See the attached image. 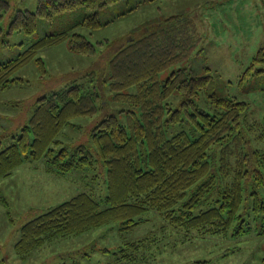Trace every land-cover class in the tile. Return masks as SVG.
<instances>
[{"label":"trees","instance_id":"1","mask_svg":"<svg viewBox=\"0 0 264 264\" xmlns=\"http://www.w3.org/2000/svg\"><path fill=\"white\" fill-rule=\"evenodd\" d=\"M120 1L37 0L33 11L0 0V45H7L4 38L14 33L33 35L39 19L79 7L93 13L74 27L97 30L103 25L100 11ZM145 2L134 0L119 16ZM146 29L142 37L133 34L121 45L106 41L111 55L105 67L45 93L28 122L3 137L7 144L0 140L5 145L0 151V180L24 163L44 160L61 175L84 173L93 186L21 227L15 244L21 259L57 239L110 224H119L118 231L128 234L153 213L168 227L203 237L240 238L251 231L247 220L255 219L264 236V149L253 142L264 141V119L248 121V103L209 93L211 76L189 71L186 65L203 50L193 19L170 16ZM63 42L81 56L97 55L96 45L83 33L46 35L19 49L14 58L0 60V91L28 84L23 71L32 63L46 73L41 53ZM256 60L264 61L263 50ZM106 92L119 104L117 111H106ZM202 94L209 99L207 109L199 103ZM96 117L100 120L88 142L66 134L68 128L80 133L78 120ZM98 165L106 187L100 197L93 185L99 180ZM131 248L138 250L139 244L125 243L119 249Z\"/></svg>","mask_w":264,"mask_h":264},{"label":"rangeland","instance_id":"2","mask_svg":"<svg viewBox=\"0 0 264 264\" xmlns=\"http://www.w3.org/2000/svg\"><path fill=\"white\" fill-rule=\"evenodd\" d=\"M150 1L124 16L119 14L132 8L134 0H121L101 10L99 17L103 25L97 30L74 27L84 16L93 13L79 7L52 19H39L33 35L6 36L7 45H0L2 61L14 58L19 49L46 35L67 30L87 35L96 45L97 55L76 54L67 42L43 51L41 58L46 73L32 63L23 71L28 84L0 91V140L7 144L8 138L3 137L18 132L28 122L35 103L45 93L59 90L90 70L105 67L111 55L106 41L115 42L114 46L121 45L133 34L142 37L155 20L180 14L193 19L203 38L202 52L193 55L186 65L189 71L211 76L209 93L248 103V121L264 119V61L256 60L259 52L264 51V0ZM12 2L22 9L34 11L37 8V0ZM9 21L10 18H6L5 24ZM208 101L202 94L200 105L207 109ZM103 102L106 111L115 112L119 108V104L112 102L109 92ZM98 120L97 117L78 120L83 126L79 135L70 128L66 129V134L80 136L81 142H88L90 131ZM3 126L8 128L2 129ZM72 139L78 144V139ZM1 142L0 151L5 146ZM253 142L257 148L264 149V141ZM96 173L99 180L93 185L98 193L96 196L100 197L106 194L100 165ZM92 187L84 173L72 171L61 175L48 168L44 160L24 163L11 176L1 179L0 264H264V236L259 235V220L248 219L251 231L240 238L203 237L168 227L154 213L148 215L146 223L128 234L118 231L119 224H110L83 235L57 239L25 259L17 255L15 244L27 221L83 191H91ZM125 243H138L139 249L123 252L119 248Z\"/></svg>","mask_w":264,"mask_h":264}]
</instances>
